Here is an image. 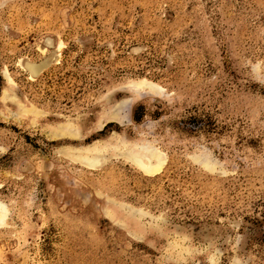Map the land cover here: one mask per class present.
Segmentation results:
<instances>
[{
  "label": "rangeland",
  "instance_id": "obj_1",
  "mask_svg": "<svg viewBox=\"0 0 264 264\" xmlns=\"http://www.w3.org/2000/svg\"><path fill=\"white\" fill-rule=\"evenodd\" d=\"M0 206V264H264V0H0Z\"/></svg>",
  "mask_w": 264,
  "mask_h": 264
},
{
  "label": "bare ground",
  "instance_id": "obj_2",
  "mask_svg": "<svg viewBox=\"0 0 264 264\" xmlns=\"http://www.w3.org/2000/svg\"><path fill=\"white\" fill-rule=\"evenodd\" d=\"M48 60L44 61L45 63H43L41 66H37V65H34V64H29L27 63L26 64V67L32 72L34 73L35 71H38L40 70V68L43 67L44 64H46ZM147 85V84H146ZM72 153V152H71ZM155 152H150L148 153V151L146 152V156H135V155H132V157H130V160L132 162H134L135 164H137L139 167L143 168L144 170H149L151 171V161L150 159L152 158H157L158 156H156V154H154ZM73 158L74 160L76 161H79L81 164H84V165H87V166H94L95 164H97L99 162L98 159H87V156L84 154V152H74L73 150ZM99 156V155H98ZM156 160V159H155ZM155 162V161H154ZM159 162V161H158ZM158 164V163H157ZM101 165V164H100ZM137 166V167H138ZM155 167V166H154ZM157 170V169H156ZM5 216V213H4V209L3 207L0 206V225H2L3 223V218Z\"/></svg>",
  "mask_w": 264,
  "mask_h": 264
}]
</instances>
